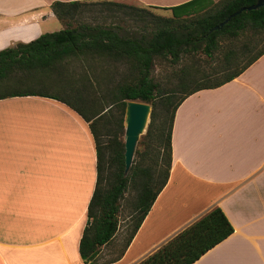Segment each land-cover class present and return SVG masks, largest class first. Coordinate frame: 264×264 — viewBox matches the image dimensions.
<instances>
[{
	"label": "crops",
	"instance_id": "crops-1",
	"mask_svg": "<svg viewBox=\"0 0 264 264\" xmlns=\"http://www.w3.org/2000/svg\"><path fill=\"white\" fill-rule=\"evenodd\" d=\"M53 1L102 0H0V50L63 28ZM105 1L171 16L188 0ZM170 150L165 184L130 241L115 257L116 230L96 264H134L213 206L232 231L191 264H264V53L179 102ZM94 181L93 138L75 110L47 96L0 98V264H86L78 240Z\"/></svg>",
	"mask_w": 264,
	"mask_h": 264
},
{
	"label": "trees",
	"instance_id": "trees-1",
	"mask_svg": "<svg viewBox=\"0 0 264 264\" xmlns=\"http://www.w3.org/2000/svg\"><path fill=\"white\" fill-rule=\"evenodd\" d=\"M255 1L188 0L169 7L171 16L115 1H53L51 10L63 28L0 50V84H18L0 93V98H55L88 124L95 150V181L78 240L83 263H99L98 250L117 230L119 202L126 192L131 194L127 202L131 222L115 257L165 184L173 114L179 102L194 91L231 80L264 53V4L232 15ZM87 12L97 14L84 20ZM123 18L133 27L122 28L118 22ZM196 54L204 56V68L186 62ZM155 57L175 66V82L167 90L151 80ZM38 76L55 77L51 85H58L61 94L21 84ZM126 100L149 103L151 110L123 175ZM231 231L221 209L213 206L134 264H191Z\"/></svg>",
	"mask_w": 264,
	"mask_h": 264
},
{
	"label": "rangeland",
	"instance_id": "rangeland-1",
	"mask_svg": "<svg viewBox=\"0 0 264 264\" xmlns=\"http://www.w3.org/2000/svg\"><path fill=\"white\" fill-rule=\"evenodd\" d=\"M216 1V0H215ZM122 4H126L123 2H120ZM127 5V4H126ZM150 12V10H148ZM152 13H155L153 11H151ZM95 14H97L96 12H87L86 14H84V20H90V16H94ZM157 14V13H155ZM163 16H165L164 14H161ZM83 18V17H81ZM108 21V19H107ZM118 24L125 29H130L133 26L130 24V21L128 19L123 18V20L119 21ZM191 61V64L194 67H198V68H204L206 66V62L204 60V56L202 54H196L194 57H192L191 59H188L186 62ZM85 62V61H84ZM83 62V63H84ZM174 70H175V66H171V64L168 62V59H163V58H157L155 57L153 60V66L150 70V77L151 80L158 84L160 88L167 90L169 89L172 84L175 82V76L176 74H174ZM116 78L118 76H115ZM37 78H39L38 80H30V81H26L24 83H21L22 85L26 86L27 88L30 89H36L39 91H44V92H50V93H57V94H61L58 90L59 86L58 85H54L52 86L51 84L54 81L53 76H38ZM11 85H18L16 83L14 84H0V93L9 90V88L13 87ZM25 87V88H26ZM179 95V94H176ZM149 118L147 120L146 123V127L148 124ZM145 127V130H146ZM145 130L143 131V133L139 136L138 141L141 139V137L143 136V134L145 133ZM138 141L136 143L135 149L138 148ZM134 157V155H133ZM133 160V159H132ZM131 198V194L126 192L124 194V198L122 200H120V207H119V211L116 215L117 217V231L116 234L119 236V239L124 240L127 234V227L129 225L130 218L128 217L129 213H130V207L127 204V202L130 200Z\"/></svg>",
	"mask_w": 264,
	"mask_h": 264
},
{
	"label": "water",
	"instance_id": "water-1",
	"mask_svg": "<svg viewBox=\"0 0 264 264\" xmlns=\"http://www.w3.org/2000/svg\"><path fill=\"white\" fill-rule=\"evenodd\" d=\"M264 4V0H256L253 4L247 7H241L235 13L244 9H254ZM219 25H222L220 23ZM214 29L217 26L213 27ZM151 106L149 103L126 100L123 116H122V142H123V175H125L132 163L135 146L139 139V136L143 133L146 127L147 120L149 118Z\"/></svg>",
	"mask_w": 264,
	"mask_h": 264
}]
</instances>
